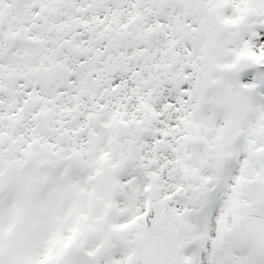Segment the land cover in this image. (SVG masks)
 <instances>
[{
	"label": "snow or ice",
	"instance_id": "snow-or-ice-1",
	"mask_svg": "<svg viewBox=\"0 0 264 264\" xmlns=\"http://www.w3.org/2000/svg\"><path fill=\"white\" fill-rule=\"evenodd\" d=\"M0 264H264V0H0Z\"/></svg>",
	"mask_w": 264,
	"mask_h": 264
}]
</instances>
